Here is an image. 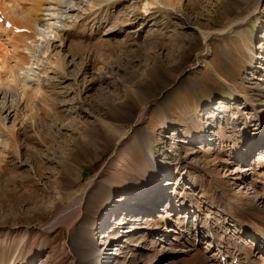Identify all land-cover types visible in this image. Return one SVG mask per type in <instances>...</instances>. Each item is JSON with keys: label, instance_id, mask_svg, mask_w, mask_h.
I'll return each instance as SVG.
<instances>
[{"label": "rangeland", "instance_id": "rangeland-1", "mask_svg": "<svg viewBox=\"0 0 264 264\" xmlns=\"http://www.w3.org/2000/svg\"><path fill=\"white\" fill-rule=\"evenodd\" d=\"M95 2L80 1L82 7L71 15L77 18L64 19L53 44L39 52L37 78L18 104L11 103L17 107L14 117L1 121L9 101L0 98V264H69L71 259L74 264H197L206 245L198 246L189 216L168 212L173 225L181 217L183 233L172 227V243L161 247L150 238L152 227L162 228L156 215L138 220L122 208L147 198V191L136 187L146 180L154 185L150 190L179 192L181 184H193L192 197L217 196L221 213L206 214L205 233L210 225L224 233V217L234 211H264V203L257 202L264 195V173L255 175L257 187L248 178L249 190L228 176L242 154L253 162L252 172L261 170L255 159L264 152L257 137L243 139L241 127L248 137L252 129L256 136L260 124H254L264 115L255 117L243 99L264 110V0H110L100 9ZM40 4L0 0L2 22L20 26L22 15L32 22ZM22 38L0 26L2 85L32 62L11 48ZM220 99L224 103L217 107ZM148 140L152 148L145 150ZM252 143L257 146L248 152ZM148 150L159 168L149 162ZM142 156L145 170L137 164ZM100 170L103 177L95 178ZM90 179L100 185L88 190L91 204L69 229L65 224L75 214L69 205ZM236 227L234 236L240 232ZM80 231L102 250L90 261L77 243Z\"/></svg>", "mask_w": 264, "mask_h": 264}, {"label": "bare ground", "instance_id": "bare-ground-1", "mask_svg": "<svg viewBox=\"0 0 264 264\" xmlns=\"http://www.w3.org/2000/svg\"><path fill=\"white\" fill-rule=\"evenodd\" d=\"M37 1L38 2L40 1L41 4H40V6H38L39 10L38 9L37 10H38L39 14H37L38 17L36 19H33L31 22L30 21L31 17L29 15L28 16L22 15L21 17L23 19V23L20 26H14V24L13 25L11 24V27H8V28L4 26L8 30L9 29L12 30L13 34L21 33L24 35V37H26V38H22L20 40L21 42H20V44H18V46L15 44L14 46H11V48H13L16 51L18 49L21 50L22 52L24 51L23 53L28 54L29 55L28 57L31 58L32 62H30V65L24 66L20 69H19V67H18V69L15 67L17 69V73L15 74V76L12 75L9 79L7 78L8 81L6 80L7 82L5 83V85L3 83L4 86L2 84H0V98L2 100L6 99L7 101H9V104H7L6 106L3 107L4 115L2 116L1 121H4L7 115L14 117V115L17 111V107L15 105L18 104L22 100V98L25 94L24 90L26 88H28L31 85L32 81L34 82V80L37 78L36 68H39L40 65L43 63L41 61V59H39V52H41V50H43V49H49V47L53 44L52 43L53 40L55 39V33L56 32L58 33L59 31L62 30L63 20L70 17L72 14L74 15L75 12H73V11H75L78 6L82 7L81 6L82 4L80 3V1H82V0H77V1L73 0L74 2H72V3H70V0H42V1L36 0V2ZM94 1H96L95 3H97L99 5V9L104 4L106 6L110 2V0H94ZM156 1H158V0H156ZM90 4L91 3H89L88 6H91ZM92 5H93V3H92ZM95 5H93V6H95ZM74 7H76V8H74ZM88 8H87V10H88ZM164 8L167 9L168 7L165 6ZM30 11H32V10H30ZM93 11H94V8H93ZM33 12H31L29 14H32ZM79 14L80 15H82V14L86 15V13H83V12H82V14L78 13V15ZM33 16L34 15H32V18H33ZM3 18H5V15L3 16ZM74 18H77V17H74ZM2 25H3V22L1 23L0 26H2ZM14 27H24L25 29H27V31H17L15 33V31L13 29ZM30 35H32L33 37L36 36L35 39L37 38L38 40L36 39L37 41H34V39H33V40L28 42L27 40L33 38V37L30 38L29 37ZM209 36L210 35L208 33H205L204 35H202L203 41L207 42L209 39L208 38ZM205 49L207 50L206 47H205ZM21 51H19V52H21ZM11 54H13V53H11ZM15 80H16V82H14ZM14 83H16V84L18 83L17 85L20 84V87L15 89V87H16V85H15V87L13 88ZM4 87H6L5 90H4ZM10 89L13 92H15V94H17L18 100L13 99V98L10 99L6 96V92L9 91ZM243 99H245L246 102L251 105L250 106L251 111H253L255 117L256 116L258 117L261 112L264 114V110L263 111L257 110L258 105L256 106L255 104H252L251 99L249 100V99H246L245 97ZM14 102H16V104L12 105L11 103H14ZM83 112H86V114H88V115L90 114L86 110H83ZM144 113H145V109L143 108L141 110V114L138 115V117H137L138 122L143 120V117L145 115ZM258 120H260V121H257L258 124H260V127H259L260 132L257 134V136L259 135L258 136L259 138L258 137L256 138L257 139L256 143H258L257 147H260L261 153H263L264 152V144L261 143L260 138L262 137L261 134L264 133V115L262 117H259ZM122 138L124 139L125 136ZM247 150H248V152L252 151L251 145H249L247 147ZM244 155L245 154L236 156L235 160H236V162H239L240 166L237 165L233 169L230 168V172L228 173V176L229 177L231 176L233 178V182L235 185H237V186L240 184L243 185V186H240V188H242V189L247 187L246 185L248 184V178L251 179L250 184L253 186V185H255V183H258L260 181V180L255 178V175L258 176L257 172L258 173H264V155L262 157H261V155L256 157L255 160H259L257 168H260L261 170L253 171V172H252V168H251V165L253 162H251L250 160H247L248 157L245 158ZM147 158H148L149 162L152 163L154 168L158 167L157 163H155V161L153 159V155H152L151 150H148ZM102 172H103V170L102 171L100 170L99 174L95 178H98V179H99V177L102 178L103 177ZM93 180H94V178H93ZM93 180L90 179L89 182L86 184L84 190L81 192V194H79V196L77 198L75 197V199H73L71 201L69 207L75 208L74 209L75 214H74L73 220L70 222V224H65V226L67 228L70 229L73 222L76 221L77 218L82 216V211H83L85 206H87V207L90 206L91 199H89L90 198V196H89L90 192H88V190H91V188H98L100 185V183H99L100 181L99 182L97 181L99 184L98 183L94 184ZM169 182L170 181L167 180L165 185H168ZM149 185H153V184L152 183L149 184V182H146V180L143 182H142V180L140 182L138 181L136 184V187L141 188L142 191L146 190L147 191V193H146L147 198L142 199L141 201H139L140 200L139 199L138 201H136L135 206L131 207V208L128 207V204L131 202H134V201L128 202L124 205V207L122 209L125 213L127 212V214H129V216L132 214L133 216H135V218L144 215V213L147 214L149 212H154V214H156V216H157L156 217L158 220L157 223H160L162 228L159 229V227H158V229H157V227L155 225V228L152 227L150 231H152V237L154 236L156 238L155 240L158 242V243H156V245H161V247H163V245H165L167 243H170V242L172 243V241L168 240V238L170 237L169 234L174 232L172 227L175 228V230H177L179 234L183 233L182 232L183 229L181 230V226L183 224H180L181 221L179 219L181 217H178L175 225H173L170 222L171 217H170V213H168V212H171L172 215H177L179 213L181 214V212H183L184 213L183 215H178V216H184L183 218L185 219V216H189V215H185V212L191 211V208H189V207H190V205L192 206L194 204L192 201L199 199V197H187V198H185L183 195L171 196L170 200L168 201L169 205L167 206V208H165V210L164 209L161 210V209L154 208V201L156 200L157 196H161L162 191L164 192L166 188H164V187L161 188V186H160V187H156V189L150 190ZM262 186H263V183H262ZM248 187L246 188V190H249ZM240 188H238V191L242 190ZM262 189H264V188H262ZM150 191H155V192H154V194H149ZM263 192H264V190H263ZM206 193L207 192H204L205 196L203 197V199L212 200V202H213L215 200V198L210 196V194H208V193L206 194ZM174 198H177L176 199V202H177L176 206L173 205V199ZM221 198H223V197H221ZM179 202H180V204H179ZM199 202H202V201L199 200ZM257 202L264 203L263 193L257 199ZM197 204H199V203L197 202L196 205ZM226 204H225V206H226ZM132 205H134V204H132ZM178 205L180 206L181 210L177 209ZM247 206H248V204L246 205V207ZM250 206L254 207L255 205H253V204L249 205L248 208H250ZM165 207H166V205H165ZM70 208H69V210H70ZM237 208H239V206ZM120 209H121V207H120ZM245 209L246 208H244V210ZM198 210L199 209H197V211ZM244 210L243 211L240 210L237 212L234 211V212L230 213V215L225 213L226 216L224 217V220L222 222V223H224V231H223L224 233H221V235H220V233L217 232L216 228L213 225H210L209 229L207 228V231L205 230L207 233H202L203 232L202 228L204 225L202 223V218L195 220L194 224L196 225L195 226V232L197 234L196 240H197L198 246L202 247V245H206L205 247L203 246V249L205 251V252H203L204 255H201V257H203V258L202 259L199 258V260H197V264H238V263L239 264H241V263L253 264V260H255L256 257L261 258V261H259L258 263L264 264V241L261 242L258 239H256V237H258V236L264 237V211H258V210L244 211ZM64 211H66V210H64ZM235 216L239 220H237L235 218ZM139 218H141V217H139ZM139 218H136V219L139 220ZM134 224H137V228L144 227V225H140L139 223H134ZM157 225H159V224H157ZM169 225H172V226L169 227ZM234 226L235 227L237 226L240 229V232L237 233L238 234L237 236L233 235L236 232L235 233L232 232V228H235ZM147 230H149V229H147ZM230 232H232V233L230 235H228V233H230ZM175 234H177V233H175ZM247 236H249L250 238ZM236 239H239V241H236ZM76 240L78 241L77 243H81L82 250L85 252V254L83 256H84V258H87L89 261L92 260L91 257L93 255H95V254L100 255L102 253V250H99L98 247L95 246V244H92L91 242H89L88 241L89 238L87 236L85 237L84 233H81V231L78 232V234L76 236ZM196 240H195V242H196ZM240 241H243L242 245L237 246ZM83 242H85V244ZM221 243H222V245H221ZM256 245H258V250H257ZM260 247L263 248V252L259 251ZM228 248L229 249H235L234 252L236 253V255L228 253L227 252ZM62 256H64V255H62ZM158 256H160L161 258L164 257V255L161 254L160 250H159ZM222 256L224 258L223 260H221ZM234 258L236 260H234ZM60 259L64 260L63 257H61ZM69 264H74V260L71 259ZM188 264H193V263H188ZM194 264H196V263L194 262Z\"/></svg>", "mask_w": 264, "mask_h": 264}, {"label": "crops", "instance_id": "crops-1", "mask_svg": "<svg viewBox=\"0 0 264 264\" xmlns=\"http://www.w3.org/2000/svg\"><path fill=\"white\" fill-rule=\"evenodd\" d=\"M213 71L215 72V75H216L217 77L222 76V75H220V72H218L216 69L213 68ZM216 72L219 74V76L217 75ZM224 79H225V78H224ZM226 80H227V79H226ZM226 80L223 81V82H224L225 84H228L229 87H233V86H235V85H232V84L228 83ZM233 81H234V80H233ZM230 90H231V89H230ZM129 128H130V127H129ZM128 130H129V132L131 131V129H128ZM148 139H149V138H148ZM149 142H150V140H148V142H147V144H146L147 146H145V150L147 149V147L152 148L151 143L148 144ZM151 142H152V141H151ZM149 145H150V146H149ZM140 154H141V152H140ZM141 155H142V154H141ZM137 159H139V158H137ZM143 159H144V156H142V158H140V160L137 161V164H138V165H140V163L143 164V169L145 170V169H146V166H145L146 164H144L145 162H144ZM136 168H139V169H140V166H137ZM141 171H143V170L141 169L140 172H141Z\"/></svg>", "mask_w": 264, "mask_h": 264}]
</instances>
